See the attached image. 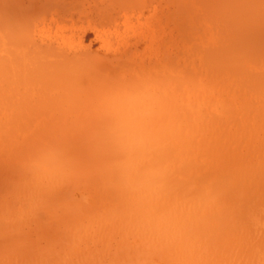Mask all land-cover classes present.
Instances as JSON below:
<instances>
[{
    "label": "clouds",
    "instance_id": "9594fccd",
    "mask_svg": "<svg viewBox=\"0 0 264 264\" xmlns=\"http://www.w3.org/2000/svg\"><path fill=\"white\" fill-rule=\"evenodd\" d=\"M61 76L62 123L0 193V264H264V243H242L235 179L182 176L169 81L88 60ZM247 225L264 236V210Z\"/></svg>",
    "mask_w": 264,
    "mask_h": 264
},
{
    "label": "bare ground",
    "instance_id": "6f19581e",
    "mask_svg": "<svg viewBox=\"0 0 264 264\" xmlns=\"http://www.w3.org/2000/svg\"><path fill=\"white\" fill-rule=\"evenodd\" d=\"M190 2L199 26L205 25L209 31L204 29L199 41L185 40V52L199 61L197 68L183 70L170 58L154 68H135L127 61L70 56L52 47L35 50L22 37L23 31L8 25L0 11V157L15 179L16 161L55 133L60 124H49L44 133L38 127L50 112L65 117L59 96L61 70L69 63L88 60L109 76H160L170 82L174 102L186 122L177 147L182 176L233 177L232 202L242 227V243H264V236L258 240L247 225L250 213L264 210V0ZM200 76H207L210 84H200ZM216 86L221 91L215 104L219 110L213 111L208 122L212 125L210 121L218 120L220 124L210 128L207 117L195 108L192 115L186 110L193 101L195 107L208 103V93ZM35 92L42 96L37 105L30 106L26 98ZM200 92L203 98H199ZM260 136L263 143L255 144ZM96 196L99 201L101 197ZM6 243L0 240V247Z\"/></svg>",
    "mask_w": 264,
    "mask_h": 264
},
{
    "label": "rangeland",
    "instance_id": "374dc122",
    "mask_svg": "<svg viewBox=\"0 0 264 264\" xmlns=\"http://www.w3.org/2000/svg\"><path fill=\"white\" fill-rule=\"evenodd\" d=\"M0 11L8 25L15 24L23 31L22 37H27L29 47L35 50L52 47L70 56L127 61L135 68H154L169 58L181 70L197 68L199 60L187 55L185 40L199 41L203 30L209 31L205 25L199 26L190 0H0ZM199 82L210 84L207 76H200ZM214 88L208 93V103L202 102L201 108L195 107L193 101L186 110L188 115L199 112L209 123L208 117L217 108L216 99L221 95L220 88ZM41 96L35 92L26 100L30 106L37 105ZM198 96L203 98L201 92ZM223 96L227 97L226 93ZM63 119L50 112L41 119V127L37 123L38 128L44 133L47 126L61 124ZM210 122L209 127L220 124L218 120ZM261 137H256L254 143L262 142ZM3 158L0 157V193L7 191L14 180Z\"/></svg>",
    "mask_w": 264,
    "mask_h": 264
}]
</instances>
